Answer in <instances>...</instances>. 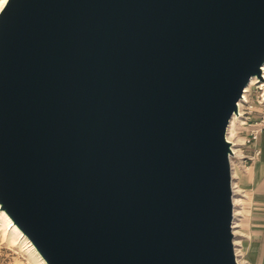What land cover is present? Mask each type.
<instances>
[{
    "label": "water",
    "instance_id": "95a60500",
    "mask_svg": "<svg viewBox=\"0 0 264 264\" xmlns=\"http://www.w3.org/2000/svg\"><path fill=\"white\" fill-rule=\"evenodd\" d=\"M264 0H7L0 209L47 264H237L231 143Z\"/></svg>",
    "mask_w": 264,
    "mask_h": 264
},
{
    "label": "rangeland",
    "instance_id": "374dc122",
    "mask_svg": "<svg viewBox=\"0 0 264 264\" xmlns=\"http://www.w3.org/2000/svg\"><path fill=\"white\" fill-rule=\"evenodd\" d=\"M237 142L239 144L241 139ZM233 162L236 200L233 230L237 260L241 264H264V200L252 192V183L244 180L251 165L245 168L239 160ZM11 231L0 217V264H42L28 239L17 237Z\"/></svg>",
    "mask_w": 264,
    "mask_h": 264
},
{
    "label": "built area",
    "instance_id": "2783aa9c",
    "mask_svg": "<svg viewBox=\"0 0 264 264\" xmlns=\"http://www.w3.org/2000/svg\"><path fill=\"white\" fill-rule=\"evenodd\" d=\"M263 72L264 70L261 67L262 80L254 77L255 80L247 91L243 90L241 99L237 102V112L236 114H232L230 118L234 124L233 137L241 139V143L236 145L232 142L233 137L227 139L225 135L227 141L231 143L232 155L230 156V160L232 157L233 160H239L243 167H246L247 164L252 165L261 155L257 142L259 136L264 134ZM233 148L237 154L240 152V155H235Z\"/></svg>",
    "mask_w": 264,
    "mask_h": 264
},
{
    "label": "bare ground",
    "instance_id": "6f19581e",
    "mask_svg": "<svg viewBox=\"0 0 264 264\" xmlns=\"http://www.w3.org/2000/svg\"><path fill=\"white\" fill-rule=\"evenodd\" d=\"M6 2H7V0H0V12H1V10L3 9V7H4V5L6 4ZM262 67V69L264 70V64L261 66ZM263 75H264V72H263ZM255 80V78L254 77H252L251 79H250V81H249V83L247 84V86L245 87V91H247V89L249 88V86L253 83V81ZM233 130H234V124H233V121L232 120H230V122H229V124H228V128H227V134H226V137H227V139H230L231 137H233ZM234 138V137H233ZM232 138V142L234 143V144H236V145H239L238 144V137L237 138H234L233 139ZM233 150H234V148H233ZM234 154L235 155H240V152H238V154H237V152L234 150ZM230 163H231V176H232V183H231V185H232V190H233V197H232V202H233V218H234V215H236V211H235V208H234V206H235V203H236V200H235V197H234V184H233V175H234V162H233V157L231 158V160H230ZM245 168H248V167H245ZM0 217L6 222V224L9 226V228L12 230L11 232L14 234V235H16L17 237H21V238H23L24 239V235L22 234V232L12 223V221H11V219L7 216V214L3 211V210H1L0 209ZM234 219H233V222H232V232H233V234H234ZM8 228V227H7ZM235 235V234H234ZM26 239V238H25ZM27 240V239H26ZM28 242H30L29 240H28ZM233 243H234V252H235V257H236V262H237V264H239L240 262H238L239 260H237V254H236V249H235V240H234V238H233ZM30 244V243H29ZM31 245V249H32V251H33V253L37 256V258L40 260V262L42 263V264H47L45 261H44V259L40 256V254L36 251V249L33 247V245L32 244H30ZM241 264V263H240Z\"/></svg>",
    "mask_w": 264,
    "mask_h": 264
},
{
    "label": "crops",
    "instance_id": "0c3cea01",
    "mask_svg": "<svg viewBox=\"0 0 264 264\" xmlns=\"http://www.w3.org/2000/svg\"><path fill=\"white\" fill-rule=\"evenodd\" d=\"M257 146L261 150V155L251 165V170L247 175H245L246 179L244 180L252 183L250 185L252 192L263 197L262 199L264 200V134L259 136Z\"/></svg>",
    "mask_w": 264,
    "mask_h": 264
}]
</instances>
